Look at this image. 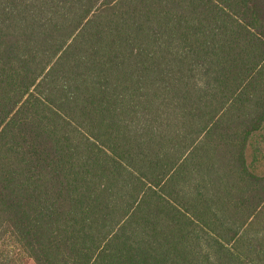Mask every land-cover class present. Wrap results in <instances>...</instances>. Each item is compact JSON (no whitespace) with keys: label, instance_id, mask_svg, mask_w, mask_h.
<instances>
[{"label":"trees","instance_id":"obj_1","mask_svg":"<svg viewBox=\"0 0 264 264\" xmlns=\"http://www.w3.org/2000/svg\"><path fill=\"white\" fill-rule=\"evenodd\" d=\"M261 144L264 0H0V264H264Z\"/></svg>","mask_w":264,"mask_h":264},{"label":"rangeland","instance_id":"obj_2","mask_svg":"<svg viewBox=\"0 0 264 264\" xmlns=\"http://www.w3.org/2000/svg\"><path fill=\"white\" fill-rule=\"evenodd\" d=\"M258 161L254 164V170L257 174H264V144H261L260 152L258 153ZM247 160L250 162L252 159V150L251 147L248 146L246 150ZM28 264H34L32 261H29Z\"/></svg>","mask_w":264,"mask_h":264}]
</instances>
